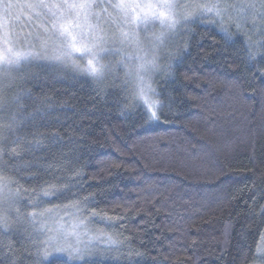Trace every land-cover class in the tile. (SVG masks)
I'll return each mask as SVG.
<instances>
[{"label": "trees", "instance_id": "16d2710c", "mask_svg": "<svg viewBox=\"0 0 264 264\" xmlns=\"http://www.w3.org/2000/svg\"><path fill=\"white\" fill-rule=\"evenodd\" d=\"M7 2L0 22L13 45L37 43L47 18L28 6L44 0ZM245 19L187 23L154 81L158 119L116 65L97 79L40 59L0 77V179L19 198L0 225V264H45L32 216L64 207L105 244L79 264H254L264 238V33Z\"/></svg>", "mask_w": 264, "mask_h": 264}, {"label": "snow or ice", "instance_id": "6c2138e0", "mask_svg": "<svg viewBox=\"0 0 264 264\" xmlns=\"http://www.w3.org/2000/svg\"><path fill=\"white\" fill-rule=\"evenodd\" d=\"M13 7L14 5L11 2L0 0V8H2L5 17L9 15ZM28 7L39 9L40 12L36 15L43 14L47 18L45 21L46 26L42 25L45 38L36 37L41 50L36 51L34 46H29L26 49L14 47L6 25L0 22V77H8L11 70L14 67L18 68L22 62L29 63L33 60L47 59L61 63L71 61L79 71L97 79H102L106 65L101 63V60L103 54L107 51L104 47L106 41L101 35L103 29L99 24L102 19L107 18L108 22L114 23L120 28L121 43L130 41L137 45L140 41L136 29L140 26L158 23L161 30L159 33L153 34L152 37V51L154 53L156 47L164 42L168 32L174 30L181 21L188 22L193 16V12H190L189 8L198 10L200 18L212 14L221 20L226 10L218 0L215 3H193L191 5L177 4L173 0H115V2H111V0H107V2H104V0H100V2L98 0H49L47 3L39 2ZM232 7L238 17L241 16L245 8L257 9L255 3H238L232 5ZM259 7L264 9V0H260ZM96 9H100L104 13V17ZM109 9L112 11L109 12ZM180 9L182 11H178ZM258 14L264 18V11H260ZM121 25L124 27H121ZM129 26L133 29L131 33L125 30ZM236 26L237 28L240 27L239 24ZM223 35L226 39H231V34L227 30L224 31ZM49 39L55 45L53 48L55 54L52 56L47 54ZM77 55L86 60L83 67L75 63L74 58ZM249 56L254 58V54L251 52ZM128 59H135L137 63L134 70L127 68V65H125L126 76L134 81L137 86V95L143 98L146 89L154 91L145 80V76L155 67V55L149 58L148 52H144L143 56L138 55L135 58L129 56ZM154 104H158V102H153L147 106L152 109ZM150 115L152 119H158L156 111L151 110ZM12 119L15 120V116ZM8 127H11V125H8ZM9 182L0 185V191ZM49 194L47 190L44 191V196ZM40 215L42 216L43 213ZM49 215H52L50 210ZM32 219L35 222L36 214H33ZM83 225V221L71 224V233L63 223H58L47 230L51 234L48 235L45 243L58 251L52 258H49L48 252L45 251L43 253L45 264H52V259H62L65 264H69L70 261H76L79 264L91 254V249L88 246L82 249L71 245L67 246L66 256L61 254L64 251V245L61 243L60 238L67 239V236L72 234L77 235L78 239L77 229ZM41 230L43 231V226Z\"/></svg>", "mask_w": 264, "mask_h": 264}, {"label": "rangeland", "instance_id": "374dc122", "mask_svg": "<svg viewBox=\"0 0 264 264\" xmlns=\"http://www.w3.org/2000/svg\"><path fill=\"white\" fill-rule=\"evenodd\" d=\"M44 2L47 3L49 2V0H44ZM98 2H100V0H98ZM104 2H107V0H104ZM111 2H115V0H111ZM173 2L181 5L183 4L191 5L193 3H210V2L215 3L217 2V0H173ZM218 2L221 4L223 8L226 9L225 12L223 13V19L237 21V19L243 18L245 16L246 17L245 20L247 22L248 21L247 17L252 18L251 21L254 24L253 29L255 31V34L264 33V22L258 21L257 18V16L259 15L258 13L260 11H264V9H260L259 7L260 0H218ZM238 3H243V4L255 3L257 5V9L253 10V9L245 8L241 16L238 17L236 15L235 10L232 7V5ZM96 11L100 12L101 16L104 17V13L100 9H96ZM111 11L112 10L109 9V12ZM178 11H182V9ZM189 11L193 12V16L189 19V21H192L193 19L199 17L198 10L189 8ZM205 17L221 20L220 18L215 17L212 14H207L203 18ZM188 22L181 21V23L177 24L174 30L167 33L164 42L160 44L158 47H156V50L153 53L152 51L153 34L159 33L161 30L158 23L155 25L148 24L147 26H140V28L136 29L140 41L139 45H137L130 41H125L124 43H121L122 37L120 36V28H118L116 24L108 22L107 18H104L99 22V24L100 27L103 29L101 35L106 41L104 47L107 49V51L105 54H103L101 63L106 65V67L110 66V64L116 65V67L124 68L125 71H126L125 65H127V68L134 70L137 61L135 59L129 60L128 59L129 56L133 58H135L138 55L143 56L144 52H148L149 58L155 55V67L152 68L145 76V80L151 86V89L154 90L153 85L155 78L158 74L163 72L164 67L168 66L172 62L170 56L173 52V48L175 47L183 31L185 30V26L187 25ZM121 27L124 26L121 25ZM125 30L129 31V33L133 31V29L130 26L126 27ZM44 38H45V34L41 37V39ZM48 44L49 47L47 49V54L49 56H52L55 54L53 51L55 45L53 44V41L51 39H49ZM35 45H37L38 48V49L35 48V50L40 51L41 49L38 41L34 45L33 43H31V46L35 47ZM74 59H75V63L77 65H80L81 67H83L86 63V60L81 59L79 55H77ZM121 61H123V63H121ZM67 62L72 63L71 61H67ZM132 82L137 92V86L134 83V81ZM137 97L142 102V104L148 109L149 113L151 110H154L157 113L159 104H154L152 109H149V107L147 106L148 104H152L153 102H158L155 95V90L148 91L146 89L143 98L139 97L138 95ZM3 184H5V181L0 179V185ZM18 199L19 198L15 190L10 186L9 183H6V186H4L3 190L0 191V225L5 224L6 221L9 220L10 215L16 212ZM41 213L43 212L35 213L36 220L34 222L32 219V223H33L32 225L34 226L35 232L41 237V240H43V242H45L48 239V235L51 234L47 230L53 228L58 223H63L65 227L69 228V232L71 233V228H70L71 224L79 223L80 221L84 222V225L81 226L79 229H77L78 239H77V235H72V234H69L67 236V239L58 237L61 239V243L64 245V251L61 254L64 255L67 254L68 245H71L72 247H80L82 249L85 246H88L91 249V251L105 245L103 241L100 240L99 236L96 234L94 229L89 225H87V223L84 220L80 219L78 213L72 207H64V208L51 210L52 213L51 216L49 215V211H44L42 216L40 215ZM42 226H43V231L41 230ZM44 245L48 250L49 254L56 253V251H58L52 249L46 243ZM254 264H264V238L261 242V247L258 252V259Z\"/></svg>", "mask_w": 264, "mask_h": 264}]
</instances>
